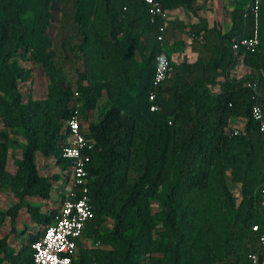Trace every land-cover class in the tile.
Returning a JSON list of instances; mask_svg holds the SVG:
<instances>
[{
  "label": "trees",
  "instance_id": "trees-1",
  "mask_svg": "<svg viewBox=\"0 0 264 264\" xmlns=\"http://www.w3.org/2000/svg\"><path fill=\"white\" fill-rule=\"evenodd\" d=\"M155 1L195 14L199 0ZM249 1L237 2L227 31L214 23L192 34L195 57L171 63L154 90L160 109L151 112L155 54L170 58L156 39L161 21L150 22L143 1L0 0V189L17 201L0 211V226L9 216L14 232L21 211L38 226L19 246L9 235L0 238V264H32L30 245L59 208L71 175L62 148L75 99L80 130L92 145L86 168L94 214L74 264H252L249 252L264 264L257 204L264 138L251 118L247 87L257 82L264 113V0L259 45L234 57L229 44L252 32ZM239 64L246 71L234 77ZM32 65L44 77L37 94ZM16 138L24 147L12 172ZM36 152L61 172L41 174ZM57 189V205L44 209Z\"/></svg>",
  "mask_w": 264,
  "mask_h": 264
},
{
  "label": "built area",
  "instance_id": "built-area-1",
  "mask_svg": "<svg viewBox=\"0 0 264 264\" xmlns=\"http://www.w3.org/2000/svg\"><path fill=\"white\" fill-rule=\"evenodd\" d=\"M148 7L151 23L160 20L161 24L156 29V39L160 44L166 40V22L169 13L162 9L160 3L155 0H141ZM261 0H250L247 9L253 16L252 32L249 36L231 37L229 44L234 54L238 57L240 51H252L259 45L258 15ZM172 72L171 61L164 52L155 54V68L152 77V90L148 93L149 110L151 112L160 109L156 102V88L163 85ZM247 87L251 92L250 114L256 123L258 132L264 138V113L259 103V88L256 81L248 82ZM76 93H74V98ZM78 101L75 99V109L67 121L70 134L68 143L62 148L63 158L69 161L71 175L67 187L63 193L62 201L55 212L52 222L42 231L41 236L31 243L32 264H74L73 258L76 254L77 241L82 237L86 224L93 218V209L88 194V172L87 163L90 160L87 150L92 145L80 130V118L78 112ZM233 134L238 129H233ZM257 204L261 207L264 219V179L258 186ZM1 225V220H0ZM1 227V226H0ZM257 222L252 223L251 230H260ZM258 245L264 260V220L262 230L258 235ZM248 259L252 264H258L260 257L255 252L248 253Z\"/></svg>",
  "mask_w": 264,
  "mask_h": 264
},
{
  "label": "rangeland",
  "instance_id": "rangeland-1",
  "mask_svg": "<svg viewBox=\"0 0 264 264\" xmlns=\"http://www.w3.org/2000/svg\"><path fill=\"white\" fill-rule=\"evenodd\" d=\"M240 0H199L195 3V6L193 7V12L189 9L184 8V13L181 15L182 19H184L187 26L190 28L195 27H202L203 24L206 26L212 25L213 22L220 26V28L226 29V27H230V16L233 8L236 6L237 2ZM172 19V18H171ZM188 39V40H187ZM189 37L188 35H184L182 44H178L174 46V52L170 51L169 48L166 47L169 53V58L171 60L172 64H177L178 62L188 60L190 56L189 51ZM166 41V40H165ZM164 41V43H165ZM186 51V52H185ZM185 52V53H184ZM248 70V69H247ZM32 71H33V83H32V89L35 94L41 93L40 91L42 88H40V91L37 90L40 85H44V77H42V73L40 71V68L36 65H32ZM246 69L243 68L240 64L237 65L232 72V75L234 77L242 76L245 73ZM100 105V104H99ZM98 110L94 112V115H97ZM239 126H242V122L238 123ZM23 143L20 142L17 138L15 141L11 144L10 147V157L8 160L7 167L8 169L12 170L15 168V160L19 157L20 151L22 149ZM36 163L38 166V171L41 174H53L60 171V168L54 165L53 161L48 159L45 160L39 153L36 152ZM47 159V158H46ZM61 191L57 189L56 193L52 194V198L46 202V206H44V209H48L49 207L53 206L55 203L57 205V202L54 199H58V195ZM14 199L11 196V193L8 190H2L0 189V211L6 212L9 207L13 204ZM153 209L158 211L159 210V204L156 202L153 205ZM6 223V222H5ZM5 223H2V226L0 228V231L4 229ZM10 223V222H9ZM16 225V226H15ZM16 231L14 234L19 233L18 240L16 239L14 243H16L17 246L20 244L26 243V240L24 237L29 236L28 230L35 231L37 230L38 226L24 213V211H21L19 215L17 216L16 222L14 223Z\"/></svg>",
  "mask_w": 264,
  "mask_h": 264
},
{
  "label": "crops",
  "instance_id": "crops-1",
  "mask_svg": "<svg viewBox=\"0 0 264 264\" xmlns=\"http://www.w3.org/2000/svg\"><path fill=\"white\" fill-rule=\"evenodd\" d=\"M184 8L185 9H187V7L186 6H180V7H177V8H175V9H172V10H169L168 11V13H169V20H168V23H169V25H168V27H167V29H166V41H165V45H166V47L167 48H169L170 49V51H173L174 52V46H176V45H178V44H182V42H183V38H184V35L186 36V35H188V37L190 38L189 39V48H190V43H191V40H192V38L191 37H193V33H195V31H197V30H199V28L200 27H195V28H190L189 26H187L186 25V23H185V21H184V19H182L181 17V15H183V13H184ZM172 18V19H171ZM182 23V24H184L185 26L184 27H181L180 25H178V24H176V23ZM213 24H214V22H213ZM212 24V25H213ZM212 25H209L208 27H211ZM222 29V31L224 32V31H227L228 30V27H226V29H224V28H221ZM188 40V39H187ZM189 51H190V56L188 57L189 59L188 60H191V59H193V57H195V54L189 49ZM186 52V51H185ZM184 52V53H185ZM18 140H20V142H22L23 143V141H22V139H18ZM23 147H24V144H23V146H22V149H23ZM21 149V150H22ZM20 155H21V151H20ZM20 155H19V157L18 158H20ZM17 158V159H18ZM35 159H36V157H35ZM45 160H48V158L46 159V158H44ZM51 160V159H50ZM49 161V160H48ZM10 170V169H9ZM14 170L15 169H12V170H10V171H12V172H14ZM34 201H36V202H38L39 201V199H36V200H34ZM17 201H13V204L14 203H16ZM17 219V218H16ZM6 222V223H5ZM10 222V223H9ZM4 223H5V226L6 227H4V229L3 230H1L0 231V238H3V237H5V236H7V235H9V240L10 241H14L15 242V240L17 239L18 240V238H19V233H17L16 232V234H14V232L16 231H14V232H12V233H10L9 234V232H10V230H11V219H10V217L9 216H7L6 217V220L4 221ZM3 223V224H4ZM16 226V225H15ZM1 228V227H0ZM25 238V237H24ZM81 242H82V239L80 240ZM85 243V242H84ZM16 250H17V247L15 248ZM6 264H8V263H6Z\"/></svg>",
  "mask_w": 264,
  "mask_h": 264
}]
</instances>
